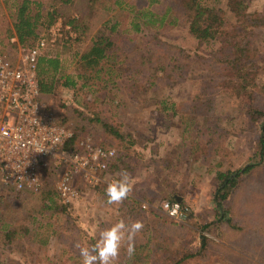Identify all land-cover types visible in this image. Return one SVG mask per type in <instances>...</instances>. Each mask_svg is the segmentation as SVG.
I'll return each mask as SVG.
<instances>
[{"label": "rangeland", "instance_id": "1", "mask_svg": "<svg viewBox=\"0 0 264 264\" xmlns=\"http://www.w3.org/2000/svg\"><path fill=\"white\" fill-rule=\"evenodd\" d=\"M38 1L46 8L52 2ZM200 1L221 11L228 31L242 33L244 67L256 72L249 77L261 85L264 20L244 29L245 22L233 11L237 0ZM239 1L247 17L258 12L264 19V0ZM145 2L125 0L122 6L137 9ZM154 5L156 10L171 7L162 27L143 25L135 32L127 26L133 44L118 30L111 58L102 63L107 71L88 79L76 77L74 87H58L42 100L56 120L63 117L62 125L72 132L74 143L86 140L112 148L120 162L109 167L98 186L78 176L74 183L83 195L70 204L59 197L53 163L42 169L37 191L0 184V264H82L80 248H90L100 230L119 220L140 221L143 228L131 241L125 237L112 264H172L177 256L196 249L177 264H264V185L256 183L264 180V147L258 141L259 126L248 115L246 97L235 87L239 81L232 84L226 67L239 37L228 39L224 32L215 40L199 41L189 32L185 14L173 24L172 0H156ZM116 9L102 22L113 19ZM122 13L118 18L126 17L127 12ZM80 16L78 10L64 8L41 32L62 20L53 43L47 34L44 50L59 55L56 76H64L61 81L79 73L73 54L102 24L93 21L87 34L79 37L69 22ZM11 22L10 8L0 0L2 55L17 54L22 47L17 41L14 47L9 43L12 37L17 39L9 36ZM250 163L256 165L254 170L239 173L230 196L217 207L215 193L228 170L234 173ZM121 169L129 173L132 191L122 202L108 204L104 190ZM176 201L183 215L173 218L162 204ZM12 229L13 235H8ZM129 243L135 247L131 257Z\"/></svg>", "mask_w": 264, "mask_h": 264}, {"label": "trees", "instance_id": "2", "mask_svg": "<svg viewBox=\"0 0 264 264\" xmlns=\"http://www.w3.org/2000/svg\"><path fill=\"white\" fill-rule=\"evenodd\" d=\"M3 1L4 4L10 8L12 31L9 32V36H16L17 42L24 48L35 45L36 40L41 35L44 28L51 24L56 17L62 13L64 8L67 9L72 7L78 10L79 15H81L80 20L76 21L77 19H72L69 22L72 25V28L79 32V37L87 34L93 21L101 20L106 14L110 13V10H112L113 7L117 8L116 11L113 12V19L103 20V22L101 20L102 24L93 30L89 37V41L87 42L88 44L86 43L87 45L82 50L78 49L74 52L73 56L76 58L79 68L78 74L65 75V80L61 81L64 76H56L61 67V59H59V55L56 54L52 56L50 52L45 51L39 57L36 74L42 100L44 96L51 95L61 86L74 87L76 84V77L88 79L90 78V74L95 75L103 70L107 71L109 68H105L102 63H107V60L111 58V53L113 51L112 46L118 37V34L116 33L118 30L121 31V35L125 34L126 38L129 39L128 41L133 44L134 40H132V36H129L131 30L137 32L142 29L141 27L143 25H154L155 23H158V25L162 27L166 17L169 12H171V7L169 6L162 10H156L158 9L157 6L154 5L156 0H146V2L137 9H134L135 7H131V5L129 8L123 7L122 2L125 0H51L52 2L48 4V8H46L47 6H45L44 3L38 0ZM239 2V0L236 1L233 11L234 14L240 15L238 16V20L245 22V24L242 25V28L245 29L246 24H249L250 27H254V24L258 25L257 21L264 20L261 17L258 18V12H254L253 15L255 16L251 18L249 15L247 17L244 7L241 10L239 9ZM122 11L127 12L126 17L118 18V15L123 14ZM161 11H163L162 14H160ZM220 12V10L203 5L200 0H172L173 24L178 20L179 14H185L189 19V32L199 41L206 42L208 40H215L219 33L221 34L224 32L228 39H233L237 36L239 37V40L233 43L234 48L236 49L235 56H231L226 61V67L231 70L229 72L230 75L233 76L231 80L232 84L234 79L235 81H239L235 87L239 90V94L246 97L245 102H247L248 115L252 118V121L259 126L261 135L259 136L258 141L263 148L264 82H262L261 85H258L256 82H253L254 78L249 77L250 75L251 77L255 76L256 72L250 73L244 67L247 57L243 56L242 49L239 47L242 33L235 28L232 29V31H228L229 29H227L226 24H224L225 17H223ZM127 26H130L131 30H125ZM9 43L10 45H13V47L16 46V42L11 41ZM15 55L16 53L8 54L6 56H10L13 59ZM248 86L250 87L247 88ZM62 120L63 117L60 118V120L57 119V122L62 125ZM102 125L105 128H108L109 131L111 130V132L117 133L110 125L106 123H102ZM73 137L64 144V149L75 147L77 142L74 143ZM120 160V156H117L116 154L108 163L106 173L109 170V167L113 166V168H116ZM255 166V164L250 163L234 173L233 171L228 170V175L222 180L215 193L217 207H220L221 202L228 199L230 196V187L235 185L238 174L252 172ZM229 175L232 177H229ZM220 176H223V174H220ZM263 181L264 180L258 179L256 180V183L264 185ZM174 200L176 199L174 198ZM224 214L223 217H225ZM12 231H14V229L10 230L7 234L13 235ZM202 239H206L205 236H203ZM203 245V243L200 245L201 248H203ZM195 251H197V249L189 253L186 252V254L182 253V256L179 258L177 256L172 261V264H177L178 260L188 259L194 255Z\"/></svg>", "mask_w": 264, "mask_h": 264}, {"label": "built area", "instance_id": "3", "mask_svg": "<svg viewBox=\"0 0 264 264\" xmlns=\"http://www.w3.org/2000/svg\"><path fill=\"white\" fill-rule=\"evenodd\" d=\"M62 27L63 22L58 19L38 37L35 45L19 46L13 59L0 54V184L16 191H37L42 169L53 163L58 172L59 197L70 204L83 195L75 179L81 176L91 185H100L115 151L86 140L64 149L73 137L72 132L57 122L41 99L36 74L38 59L48 47L47 34L53 36V43ZM65 28L69 29V25ZM11 41L17 39L12 37ZM162 209L173 218L183 215L177 202H166Z\"/></svg>", "mask_w": 264, "mask_h": 264}, {"label": "clouds", "instance_id": "4", "mask_svg": "<svg viewBox=\"0 0 264 264\" xmlns=\"http://www.w3.org/2000/svg\"><path fill=\"white\" fill-rule=\"evenodd\" d=\"M70 135L71 133L68 134ZM104 191L108 204H118L128 198L132 191V183L127 170L121 169L110 179ZM142 228L143 224L140 221L126 224L123 220H119L110 227L100 230L98 238L90 248H80L82 264H112L120 254L125 237L131 241ZM127 253L129 257L134 255L133 244L129 243Z\"/></svg>", "mask_w": 264, "mask_h": 264}, {"label": "crops", "instance_id": "5", "mask_svg": "<svg viewBox=\"0 0 264 264\" xmlns=\"http://www.w3.org/2000/svg\"><path fill=\"white\" fill-rule=\"evenodd\" d=\"M180 202H181V200H180Z\"/></svg>", "mask_w": 264, "mask_h": 264}]
</instances>
